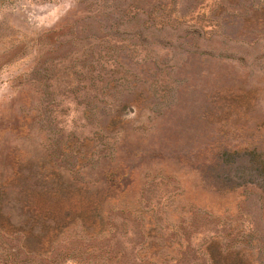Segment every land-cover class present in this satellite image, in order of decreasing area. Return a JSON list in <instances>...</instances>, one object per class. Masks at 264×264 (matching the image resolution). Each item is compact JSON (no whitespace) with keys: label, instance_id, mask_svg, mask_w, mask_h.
<instances>
[{"label":"rangeland","instance_id":"374dc122","mask_svg":"<svg viewBox=\"0 0 264 264\" xmlns=\"http://www.w3.org/2000/svg\"><path fill=\"white\" fill-rule=\"evenodd\" d=\"M246 158L264 161V0H0V262L10 228L52 240L80 200L95 224L35 264L76 241L82 264H264L260 192L210 181Z\"/></svg>","mask_w":264,"mask_h":264},{"label":"trees","instance_id":"16d2710c","mask_svg":"<svg viewBox=\"0 0 264 264\" xmlns=\"http://www.w3.org/2000/svg\"><path fill=\"white\" fill-rule=\"evenodd\" d=\"M219 172L220 173L216 176L214 174L212 176L210 175L211 180H209L213 181L211 186L213 185L215 188L227 189L229 191L232 188L249 185L260 192L264 201V161L257 163L254 158L250 160L247 158L245 160L237 159L236 161L234 159L230 161L226 160L222 162ZM116 175L117 171H112L107 174L105 183L108 185V191L119 190V177H116ZM114 199L115 198L113 197V200ZM81 206L85 208H82ZM83 209L85 211H83ZM99 209L100 207L95 203L90 204L86 202L82 204L80 200H76L72 208L62 211V215L59 216V220L57 222H52V225L54 226V233H59V235L57 237L55 236L52 240L40 239L36 241L35 239L30 238L31 236H28L26 232H23L20 229L15 231L13 228H10L9 230L11 231H9L6 235L12 238L20 236L18 240V247L15 255L10 254L5 256L1 260L0 264H35L36 260H39L42 257L40 255L41 252H46L48 255H51L53 252V249L51 251H43L42 246L48 248L51 244H53V241H56V245L58 243L60 244L62 234L69 225L78 226L80 231L86 235V228L88 229L90 224H95V222H93L95 217L99 218V216H97V214H99ZM136 212L142 217H144L146 213L142 211ZM1 229L2 228H0V234H5V232ZM75 237L77 240V236ZM55 238H59V240ZM74 243L77 246V249H74L73 252L69 251L68 247H63L56 253L54 258L50 259L45 264H63L68 260L79 261L78 263L81 264L85 263L84 261H86L89 257V255L86 254L87 249L82 248L83 246L81 245V241H76Z\"/></svg>","mask_w":264,"mask_h":264}]
</instances>
